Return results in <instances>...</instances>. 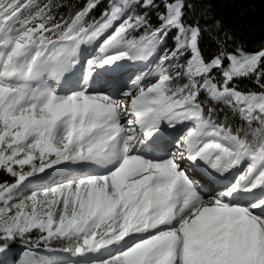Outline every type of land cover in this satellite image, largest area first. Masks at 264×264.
<instances>
[{"label":"snow or ice","instance_id":"6c2138e0","mask_svg":"<svg viewBox=\"0 0 264 264\" xmlns=\"http://www.w3.org/2000/svg\"><path fill=\"white\" fill-rule=\"evenodd\" d=\"M0 264H264V0H0Z\"/></svg>","mask_w":264,"mask_h":264},{"label":"trees","instance_id":"16d2710c","mask_svg":"<svg viewBox=\"0 0 264 264\" xmlns=\"http://www.w3.org/2000/svg\"><path fill=\"white\" fill-rule=\"evenodd\" d=\"M216 9L225 16H231L233 13L238 12L239 9L246 3L252 2V0H214ZM257 4V13L259 12V0H255ZM257 19L259 15L257 14Z\"/></svg>","mask_w":264,"mask_h":264}]
</instances>
